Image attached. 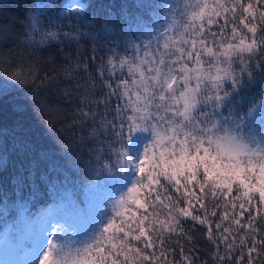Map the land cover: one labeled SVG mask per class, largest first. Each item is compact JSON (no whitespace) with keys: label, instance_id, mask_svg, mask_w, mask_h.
Listing matches in <instances>:
<instances>
[{"label":"snow or ice","instance_id":"1","mask_svg":"<svg viewBox=\"0 0 264 264\" xmlns=\"http://www.w3.org/2000/svg\"><path fill=\"white\" fill-rule=\"evenodd\" d=\"M85 7L65 23L51 0L25 24L33 50L75 46L70 87L56 69L0 71V97L55 86L75 105L60 133L79 183L46 153L47 172L28 173L33 202L38 179L50 203L14 217L34 237L26 264H264V0H134L100 29Z\"/></svg>","mask_w":264,"mask_h":264},{"label":"trees","instance_id":"2","mask_svg":"<svg viewBox=\"0 0 264 264\" xmlns=\"http://www.w3.org/2000/svg\"><path fill=\"white\" fill-rule=\"evenodd\" d=\"M71 1L55 0L58 12L67 8V14L64 17L65 23L72 19L74 13ZM80 1L86 5V18L92 20L96 29L117 26L122 9L129 8L134 3V0ZM49 2L51 0H0V71H3L7 76L10 74L9 67L19 69L23 64L24 69L27 70L28 65L31 64L37 75L43 76L50 69H56L57 78L60 81L59 87L64 89L70 87L64 82L65 70L68 67L64 57L66 54H74L75 46L65 48L64 53H60L56 48L33 50L24 44L25 24L29 11L35 10L37 5ZM91 46L90 40L81 41V48H90ZM33 91L36 94L35 102H33L32 96H26L25 89L19 86L16 91L0 97V234L6 233L12 236L13 232L16 233L18 254L26 251L28 245L34 242L32 232L22 227L18 220L14 221L20 205L27 202L31 211L36 213L46 208L50 203L49 196L45 194L46 185L44 183L37 179L39 197L34 202L28 183L31 179L28 173L35 170L37 166H39L40 174L47 172L48 161L43 159L44 154L50 156L60 169L58 173L51 175L58 176L61 180L64 176L69 177V190L76 191L72 188V181L79 183L78 179L73 177L65 166L61 147H67V142L66 138L65 141L61 140L60 133V129L71 123L73 113L68 109L75 105L66 104L55 86H41ZM18 103L24 106L22 112H18L15 108ZM21 175L24 177L22 185L17 182V177ZM106 191H111V186ZM78 194L89 202L90 208L98 204L97 195L87 191ZM22 197L23 199H21ZM70 218L77 219L76 209L71 210ZM14 224H16V228H14ZM198 235L201 237L199 245L201 252L197 255L206 253L204 258L208 259L210 250L203 243V233ZM177 258H179V253Z\"/></svg>","mask_w":264,"mask_h":264},{"label":"rangeland","instance_id":"3","mask_svg":"<svg viewBox=\"0 0 264 264\" xmlns=\"http://www.w3.org/2000/svg\"><path fill=\"white\" fill-rule=\"evenodd\" d=\"M77 3H81L79 0L71 1V8L75 10V5ZM16 228V224L15 227ZM15 232L11 235H4L3 238L0 239V264H26L28 256L26 255L22 262L17 261L18 251L16 250V242ZM20 251V250H19Z\"/></svg>","mask_w":264,"mask_h":264}]
</instances>
